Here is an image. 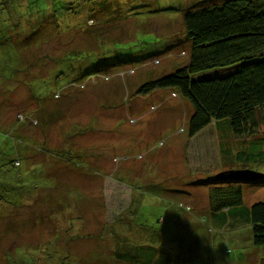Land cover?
<instances>
[{
    "label": "rangeland",
    "instance_id": "obj_1",
    "mask_svg": "<svg viewBox=\"0 0 264 264\" xmlns=\"http://www.w3.org/2000/svg\"><path fill=\"white\" fill-rule=\"evenodd\" d=\"M29 1L44 10V0ZM199 1L112 0L83 28L82 14L58 17L51 7L9 22L0 0V74L35 62L13 81L0 76V171L20 157L24 174L0 172V264H264L243 217L216 219L209 187L195 183L222 168L264 174V108L253 134L237 136L221 121L190 138L189 101L168 89L135 93L186 60L182 12ZM96 23L113 41L74 57L93 77L80 81L78 68L54 83L50 58L93 47ZM244 148L254 157L237 158ZM243 189L244 206L264 200V185Z\"/></svg>",
    "mask_w": 264,
    "mask_h": 264
},
{
    "label": "trees",
    "instance_id": "obj_2",
    "mask_svg": "<svg viewBox=\"0 0 264 264\" xmlns=\"http://www.w3.org/2000/svg\"><path fill=\"white\" fill-rule=\"evenodd\" d=\"M35 1L39 4V0ZM44 1V10L39 11L38 14H36L38 10L33 7V4L31 5L29 0H18L20 5L18 3L10 5L9 1L3 0L4 4L7 3L2 10L9 16L7 19L9 22H17L15 14L16 16L19 14L20 18L30 12L29 17L31 16L32 20L35 14L40 15L51 7L55 8L54 11H57L58 17L65 14L71 17L82 14L85 20L83 18L82 24L79 22V25L85 28L86 20H100L106 6L110 4L115 6L112 0H71V3L69 0ZM55 1L56 4L51 5ZM28 4L31 6L28 7ZM10 18L12 21L9 20ZM56 20L61 21L60 19ZM25 21L30 25L31 21ZM182 22L184 32L183 35L179 34L178 38L181 42L189 41L190 43L186 60L173 72L149 79L137 88L135 93L145 97L159 89H168L172 93H176L182 100L189 101L193 106L187 129L190 138L198 135L211 123L221 121L226 123V128L237 136L253 134L260 125L258 111L264 108V0H220L219 2L201 0L198 4L183 10ZM34 26L30 27L31 32H33ZM96 26L91 28L94 31L89 29V33L95 35V40L98 41L93 47L81 50L67 49L68 51L63 52V56L50 58L55 62V72L52 77L54 83L66 76L67 72L72 74L71 71L78 68L80 69L79 74L72 76L80 81L93 77V75L90 76L89 66L77 64L74 57H81L88 50H94L99 44H104V40L106 42L113 41L106 35L104 26H98V23ZM70 27V21L64 25L60 22L57 29L60 32ZM17 30L18 28L13 33ZM178 38H174L173 43L179 45ZM5 60L7 61V58ZM64 61H67V67H64L65 64L67 65L66 62L63 63ZM17 62L14 65L20 69L9 68L5 74H0V76L13 81L16 79V74L27 73L35 63L31 62L30 65H25L22 61L18 60ZM128 62L130 61L126 63ZM120 67L122 66L116 70H119ZM0 69L5 70L1 65ZM214 69L218 70L210 72ZM84 74L86 75L82 78ZM42 79L44 78H38V80ZM32 92L35 94L34 89ZM257 141L254 140L251 144H257ZM224 149L226 154L231 153L229 148ZM246 149H238L236 157L241 160L253 158V153L247 152ZM221 151L223 150L220 147V153ZM63 152L69 157L71 156V152L67 149H64ZM17 158L16 161L15 158L12 159L14 165L12 169L6 167L0 171L3 176L8 177L6 180L11 179L10 177L18 178L24 175L16 170L20 157ZM237 169L251 168L218 169L209 175V179L195 183L198 186L209 187L208 202L211 212L219 215L231 210V215L240 214L244 224L250 226L249 232L253 243L257 246H264V200L244 206L243 189V184L247 183L264 185V175L255 179L225 175L228 170ZM1 173L0 176H2ZM16 190L14 189V191ZM12 199L20 202L22 197L14 196Z\"/></svg>",
    "mask_w": 264,
    "mask_h": 264
},
{
    "label": "water",
    "instance_id": "obj_3",
    "mask_svg": "<svg viewBox=\"0 0 264 264\" xmlns=\"http://www.w3.org/2000/svg\"><path fill=\"white\" fill-rule=\"evenodd\" d=\"M225 175L242 177L245 179H255L263 176L264 174L253 169H237V170H228L227 172H225Z\"/></svg>",
    "mask_w": 264,
    "mask_h": 264
},
{
    "label": "crops",
    "instance_id": "obj_4",
    "mask_svg": "<svg viewBox=\"0 0 264 264\" xmlns=\"http://www.w3.org/2000/svg\"><path fill=\"white\" fill-rule=\"evenodd\" d=\"M186 190V189H185ZM189 192H190V190H189ZM191 193V192H190ZM187 194H189V193H187ZM231 215V210L230 211H225L224 212V214H219L220 216L218 217V218H216V219H220L221 217H222V215H223V217H227V216H230ZM231 217V216H230ZM232 218V217H231ZM227 222H231L230 220H227ZM255 245V244H254ZM259 247V246H258ZM262 249H263V252L260 254L262 257H261V259L263 260L264 259V246H262Z\"/></svg>",
    "mask_w": 264,
    "mask_h": 264
}]
</instances>
